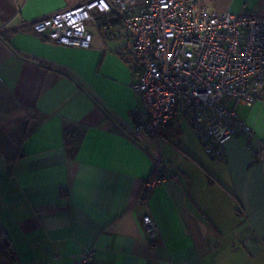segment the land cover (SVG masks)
<instances>
[{"label":"crops","instance_id":"obj_1","mask_svg":"<svg viewBox=\"0 0 264 264\" xmlns=\"http://www.w3.org/2000/svg\"><path fill=\"white\" fill-rule=\"evenodd\" d=\"M85 1L0 0V241L17 264H75L85 249L95 264H264V159L242 137L225 143L224 161L209 158L185 118L157 149L131 131L145 109L125 39L92 23L89 48L31 31ZM204 3L264 13V0ZM235 109L264 141V85L256 103ZM157 155L167 179L145 197Z\"/></svg>","mask_w":264,"mask_h":264},{"label":"built area","instance_id":"obj_2","mask_svg":"<svg viewBox=\"0 0 264 264\" xmlns=\"http://www.w3.org/2000/svg\"><path fill=\"white\" fill-rule=\"evenodd\" d=\"M92 23L107 38L127 41L130 87L145 109L135 135L155 140L179 118L189 121L204 153L226 159L225 143L242 137L256 160L264 141L235 109L260 99L264 85V13L215 11L204 0H87L33 21L31 31L54 44L89 48ZM161 155L142 184L145 197L166 181ZM153 239L158 227L145 215ZM75 264H95L85 249Z\"/></svg>","mask_w":264,"mask_h":264},{"label":"trees","instance_id":"obj_3","mask_svg":"<svg viewBox=\"0 0 264 264\" xmlns=\"http://www.w3.org/2000/svg\"><path fill=\"white\" fill-rule=\"evenodd\" d=\"M177 121L178 120H176V122ZM176 122H175V124H176ZM171 129L172 128L165 129L163 131L168 132ZM163 131L161 132V136L165 137L166 134L163 133ZM68 133H69L68 131H65L64 137H65L66 142H68V141L71 142V140L70 139L68 140V138H67L68 137ZM171 133H172V131L169 132V135H171ZM79 137H81V135H78L76 138L80 139ZM73 141H78V140H73ZM0 260H3V264H17L14 251L10 248L9 244H5V243H3L1 241H0Z\"/></svg>","mask_w":264,"mask_h":264},{"label":"rangeland","instance_id":"obj_4","mask_svg":"<svg viewBox=\"0 0 264 264\" xmlns=\"http://www.w3.org/2000/svg\"><path fill=\"white\" fill-rule=\"evenodd\" d=\"M161 143H163V142H161ZM161 143H160V140L158 141V144L156 143V148L157 149H159L160 148V145H161ZM173 146H175V147H177V148H180V145H178V141H173ZM204 151V150H203Z\"/></svg>","mask_w":264,"mask_h":264},{"label":"water","instance_id":"obj_5","mask_svg":"<svg viewBox=\"0 0 264 264\" xmlns=\"http://www.w3.org/2000/svg\"><path fill=\"white\" fill-rule=\"evenodd\" d=\"M4 243H6V240L4 239Z\"/></svg>","mask_w":264,"mask_h":264}]
</instances>
